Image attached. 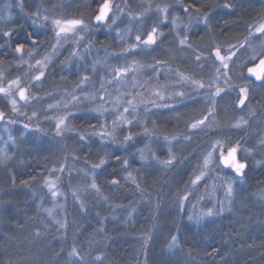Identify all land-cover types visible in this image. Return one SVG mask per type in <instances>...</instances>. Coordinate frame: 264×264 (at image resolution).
Masks as SVG:
<instances>
[{"label":"snow or ice","instance_id":"6c2138e0","mask_svg":"<svg viewBox=\"0 0 264 264\" xmlns=\"http://www.w3.org/2000/svg\"><path fill=\"white\" fill-rule=\"evenodd\" d=\"M154 2L155 0H150L143 12L134 14L131 11L129 0H120L119 3L117 0H92V3L95 4V11L87 21L82 16L69 18L63 15L53 16L47 12L41 15L39 9L32 12L31 15H27L26 21L34 29L48 28L50 30V35L55 41V43L51 44L52 54H55L69 41H74L76 48L70 53V57L72 58L79 56L81 59H84L80 55L79 49L83 47L90 51V45H82V42L94 29L101 30L107 28L115 30V34L119 38L121 51L112 53L111 56L114 61H120L123 58L125 63H117L115 66L108 64V54L106 53L103 62L97 60L92 65V73L96 75H99L96 65H101L104 70V75L100 76L99 79V89L91 91L87 89L86 86L92 75L85 74L81 76L76 89L71 93H67L63 98L65 102L57 101L55 104L50 103L46 109L40 112L31 110V115H27L26 112H21L20 109L43 100L42 97L33 93L46 80L49 66L54 67L51 55L46 54L41 59H36L35 64L29 63V72L25 73L27 79L21 76H17L15 79H7L6 76L0 74V99L6 102V106H10L11 113L15 114V117L26 118L27 122L23 123V128L26 130L40 133L43 131L40 127L41 117H43L44 123H51L54 120V136L52 140L55 141L54 146L59 148L61 152L65 151V146L61 145L60 141L70 134L78 135L79 142L88 144V147H93L90 141L95 139L98 141L95 146L101 150L113 148L111 153L107 151H103L102 154L97 153V163H92L90 166L85 165L87 169L84 172L85 180L87 181L90 176L91 182L83 184L71 193L74 203L78 205L81 212L86 211L87 206L80 193L94 194L105 201L109 199V197L101 195L102 187L98 184L100 174L107 167L115 169L117 164H119V172L127 173V176L123 177V179L131 180L135 184L137 177L133 176L129 171V167L131 163L136 162L135 158L137 156L140 163L143 164L146 162L147 156L150 155L154 163L159 164L165 169H173L177 164L181 163L180 158L174 154L171 147L167 149V159L160 160L158 158V153L152 151L150 147L153 141L159 139L155 135L156 129L153 127L150 130L144 124V121L147 120L149 115L154 114L152 109L175 112V118L179 121L180 113L176 104L168 103L171 100H176L180 104V107L184 106L183 102L186 98L191 100L193 104L203 102L204 106L199 110V118H193L191 122H186L185 131L181 137L173 136L169 139V137L165 136L163 139L169 145L173 144V142L177 144H191L194 138L206 141V143L198 145L199 148L205 149V152L202 155V163L198 164L197 170L199 174L195 175V178L191 180V184L198 185L199 182L206 179L210 172H215L217 173V179L220 180L219 186L224 188V199L218 202V209L214 205L200 211L198 214L188 215L189 222H193L197 226L206 225L209 222V218L224 213V200H227L229 204L232 203L235 191L234 185L237 181L241 184L243 183L244 177L247 175V159L253 154L252 149L244 147L243 137L234 140L231 135V132L234 130L242 131L245 127H250L249 120L244 115L236 118L235 122L230 124L227 132L218 124L214 126L213 121L221 113L226 115L232 113L235 115L237 112L242 113L245 108L248 109L247 116L251 117L255 115V108L251 104L252 95L259 89L261 95L264 96V39H262L264 38V22L259 23L255 27L254 32L252 31L253 26L249 25L248 36L245 37L244 43L240 44L239 49L235 45H229L227 49L210 45L207 49L197 50L193 49L190 43V36L198 34L191 31L192 24L195 22L197 26L203 24L207 27L209 21L212 19L211 13L201 12L199 5L189 4L183 9V12L188 14L189 9L194 8L197 15L194 17L189 15V21L183 26L181 33L175 31L180 27V23L179 18L172 15L173 5L165 3L162 6L160 3L155 2V6L153 7ZM27 3L28 0H11V4L5 8L6 15H0V51H3L6 57L15 53L16 55L13 56V59L19 61V64L28 63L24 59L26 46L33 49L36 55L40 54L39 48L43 47V43H38L40 36L35 30H26L23 25L19 27L12 26L18 22L11 15V6L14 4L23 13ZM221 6L226 9L233 8V0H225ZM56 7L57 5H53V8ZM170 16L171 20H169ZM121 24H124L125 27L121 28ZM169 26L171 31L175 32L173 40L182 36L178 40V50H191V55L188 59H191L193 64L201 71L205 67H208L207 62L211 60V66L215 69V75L205 80L203 77L196 78L195 75L189 76L183 72H178L176 73V83L165 85L163 90H155L152 94L156 99L145 102L146 105L150 104L151 108L145 106L141 109L140 105L134 103L132 98H128L132 97L134 93L128 90L120 91L119 86L127 83V77L130 74L135 77L137 73L143 71L145 68L159 73L160 66L167 62L156 59L153 53L168 39L163 28ZM257 40L260 41L259 45L254 44V41ZM257 47L260 49L259 54L256 52ZM248 48L252 49V54L246 60L237 63L240 60V51H246ZM27 55L29 58H33V51H29ZM128 57H132L130 63L127 62ZM150 59L154 62L148 63L147 61ZM142 60L145 63H141ZM17 66L19 67V65ZM87 71L85 69L86 73ZM159 79L160 76L158 75L157 80ZM136 86L137 84L134 82L132 88L135 89ZM177 88L181 90H175ZM109 89H114L115 95ZM169 90H171V95L166 94ZM76 91L83 93V95H76ZM49 98H51V94H49ZM84 101H91L100 105V107L88 109L85 104V116L95 114L94 118H103V122L98 121V127L97 124H89L92 132L79 134L74 132L70 124L71 118L78 117V114L72 112L71 108L76 107ZM60 110H62L61 114L55 115V112ZM6 115L4 111H0V121L5 120ZM108 117H112V119L109 120ZM9 122L15 123L16 119H12ZM33 122H35V127H33ZM134 128H140L141 131L133 132ZM124 132H127V134L123 135V140L121 141L120 136ZM212 136H216L217 138L212 140ZM9 140H12L13 143L16 142L11 136ZM137 142L142 144L143 147L137 148ZM257 146L260 149H264V137L258 139ZM129 147L136 149L130 158H124L117 154L121 150L127 151ZM0 151L3 150L0 149ZM67 158L65 156V159ZM9 159L11 157L5 154L0 158V165L7 166L6 161ZM72 159L76 160L78 157H72ZM110 160H114L117 163H110ZM66 167V164H60L58 169L55 167L50 169L49 175L43 177L42 190L46 188L48 193H50L54 207L44 208L43 203L37 205L59 228H66L67 224L56 218V208L63 211L65 206L55 203L57 197L63 195V193L59 192L58 189L59 177L54 180L51 176L55 175L57 170L63 173ZM119 172H116L108 181L110 188H117L120 185ZM31 180H37V176L32 175ZM21 184L27 187L29 181L22 180ZM13 185L15 186L14 177ZM136 187L139 188V184H136ZM215 190L216 185L213 186V192ZM41 199L43 200V198ZM187 199V196L181 199V212L185 211L184 201ZM193 207L195 208L196 206L193 205ZM228 210L230 211V209ZM129 214L131 215V213ZM36 235H40L39 231H37ZM178 247V237L172 235L168 248L171 251L172 249H178ZM68 255L70 264H87L85 256L81 255V248L76 246L75 243ZM90 255L91 253H89ZM103 259L102 255H96L92 259L91 264H103Z\"/></svg>","mask_w":264,"mask_h":264},{"label":"trees","instance_id":"16d2710c","mask_svg":"<svg viewBox=\"0 0 264 264\" xmlns=\"http://www.w3.org/2000/svg\"><path fill=\"white\" fill-rule=\"evenodd\" d=\"M91 6L95 10V4L91 2ZM81 9L80 13H83ZM258 9L257 1L242 3L238 14L239 32L223 30L220 39L240 36L239 39L243 40L252 18L249 12ZM230 24H237V19L231 18ZM45 38L46 43L40 37L38 43H43V47L39 50L46 48L44 43L49 44V39ZM29 49L26 46L25 50ZM156 55L162 57L155 52L153 56ZM13 61L11 55L6 57L0 51L1 67ZM169 69L159 72V80L158 75L149 71L146 90L155 84L163 89L166 74L172 71ZM132 92L131 98L135 100L140 95L146 96L145 90L143 93L142 90ZM186 102L187 106L192 103L186 98L183 107L176 104L179 121L175 112L168 111L157 112L146 121L145 125L150 130L155 127V135L159 137L150 147H156L160 160L165 159V153L159 141L165 136L169 139L181 137L185 131V117L191 113ZM3 111L7 114L5 108ZM98 121L101 122L94 115H78L73 119L74 132L91 133L89 124L98 127ZM139 131L140 128L133 129V132ZM126 134H121V141ZM47 137L29 136L20 140L15 150H9L11 160L7 166L0 165V264H70L68 253L74 243L81 248L87 264H91L96 255L103 256V264H264V196L260 192L264 188V165L255 171L247 168L245 184L237 186L227 210L209 218L206 225L197 226L188 221V201L185 211L180 210L182 196L198 168L202 154L198 145L202 142L186 145L176 154L181 163L168 171L147 159L141 164L137 156L136 162L129 167L137 177L135 184L123 179L127 173L119 172V164L115 169L107 167L100 174L98 184L102 187L101 195L109 199L105 201L94 194L80 193L87 206V210L81 212L71 193L91 182L90 177L85 180V165L97 163V153H111L113 148L101 150L95 146L98 143L95 139L90 141L93 147H88V144L79 142L78 135L70 134L65 137L68 148L60 152L47 145L43 140ZM164 144L167 143L164 141ZM136 147L143 145L137 142ZM135 150L129 147L117 154L130 158ZM110 163L117 162L110 160ZM60 164L67 167L59 173L58 189L63 195L58 196L55 203L65 208L63 211L56 208V218L66 222V228H59L37 207L41 203L44 208L54 207L50 193L46 188L42 190L43 177L49 175L50 169H58ZM116 172H119L120 185L110 188L108 181ZM32 175L37 176V180H31ZM55 176L56 173L51 177ZM22 180L29 181L27 187L21 184ZM136 184L140 187L137 188ZM172 235L178 237L179 247L170 251L168 245Z\"/></svg>","mask_w":264,"mask_h":264},{"label":"rangeland","instance_id":"374dc122","mask_svg":"<svg viewBox=\"0 0 264 264\" xmlns=\"http://www.w3.org/2000/svg\"><path fill=\"white\" fill-rule=\"evenodd\" d=\"M62 1V0H61ZM236 1V0H235ZM257 1L259 3V8L260 12L259 14H255L252 17V31H255V27L259 25V23L264 22V0H237V3L241 5L242 3H250ZM65 8L69 7H79L81 9L82 7V12L77 16L71 15L67 16L69 18L71 17H83L86 21L91 18V14L95 11L93 7L91 6L92 0H77L76 3H74L72 0H63ZM62 2V3H63ZM119 3L120 0H117ZM150 0H129V3L131 5V11L136 14V13H141L145 10V8L148 6ZM155 2L160 3L162 6L163 4H171L173 5L172 8V15L177 16L179 18V23L180 27L176 29V32H181L183 31V26L188 23L189 21V16L186 19L185 22V17L182 18L178 13L175 11V7L181 6L182 1L181 0H155ZM155 2L153 3V7L155 6ZM221 2V3H220ZM225 0H215V3H217V6H220V10H227L226 8H223L221 5ZM234 2V0H233ZM11 4V0H0V15H6L5 13V8ZM52 6V4L50 5ZM123 6V5H122ZM215 6L214 8L216 9ZM235 6V4H234ZM64 8V7H62ZM213 8V9H214ZM37 9L40 10L41 15H44L47 10L44 8L43 2L40 0H28V3L26 4L25 11L23 13L20 12L18 8L15 7L13 4L10 8L11 15L13 18L18 22L17 24L12 25L13 27H16L15 25H23L26 27H29L31 30H35L39 36H41L42 31L44 32L48 28H33V26L26 21V16L31 15L32 12H35ZM231 9V8H230ZM49 10V9H48ZM84 10V11H83ZM232 10V9H231ZM53 16H61L60 14L56 12H47ZM191 16H196L197 13H191ZM169 20H171V16L169 17ZM121 28H124L125 25L121 24ZM49 30V29H48ZM164 33L168 36L169 39L165 41V45H160V48L157 49L156 54H161L162 57L159 58V55H156V59H159L161 61H166L167 63L163 64L160 66V71H164L167 68L171 73L166 74V84L165 85H173L176 83V73L177 71L183 72L186 75L193 76L195 75L196 78L203 77L205 80L209 79L213 75H215V69L211 66L212 62L209 60L208 67H205L202 71L193 64L191 59H188V57L191 55V50H186V51H179V43L178 40L181 37H177L175 40H173V36L175 35V32L171 31L170 26L163 28ZM191 31L194 33H198L197 35H191L190 38V43L192 44L193 49H207L209 48L210 45H216L220 46L223 49H227L229 45H235L237 49H239L240 44L244 43L245 37L248 36L249 28H246V33L244 39H239L240 36L237 37H232L229 39H220L221 36H219L221 30H216L213 28L211 24V20L209 21V24L207 27H205L203 24H200L197 26L195 22L192 24ZM52 37V36H51ZM49 38V44L44 45L46 46L45 49L39 50V55H36L35 51L33 49L25 50L24 52V59L25 61H28V63L24 64H19V61L15 60L10 64L5 67L0 66V74H3L4 76L7 77V79H15L17 76L25 77V73L29 72V63L35 64L36 59H41L44 55L50 54L51 55V60L54 64L53 66H49L47 70V78L44 81V83L40 86H38V90L34 91V95H38L39 97H42L43 100L41 102L33 103L30 106L22 107L20 109L21 112H26L27 115H31V110H36L38 112L44 110L47 108L48 104H55L57 101H61L62 103L65 102L63 98L66 96L67 93H71L76 89L77 84L80 81L81 76L85 74H91L92 78L90 79L88 85L86 86L89 91L94 90V89H99L100 84H99V79L100 76L104 75V70L101 67V65H96L97 71L99 72V75H96L95 73H92V65L97 61L103 62L105 59L106 53L108 54V59L107 63L115 66L117 63L123 64L125 63V60L122 58L120 61H114L112 59L111 54L115 52H120L121 51V46L119 42V38L115 34V30H109L107 28L101 29V30H96L94 29L90 35L86 36V39L82 42V45H90V51L86 48L81 47L79 49L80 55L84 57V59H81L79 56L72 58L70 57V53L76 48V44L74 41H69L67 44H64L55 54H52V49H51V44L55 43L53 38ZM264 39V38H262ZM42 42V41H41ZM104 42L105 44H101ZM260 41H254L255 45H259ZM176 45V46H175ZM29 51H33V58H29L27 53ZM257 54H259L260 49L257 47L256 48ZM155 53H153L154 55ZM207 54V53H205ZM252 54V49L248 48L246 51L241 50L240 51V60L237 61V63H240L244 60L247 59L249 55ZM15 53H12L11 56H15ZM160 55V56H161ZM139 59V58H137ZM194 59V57H193ZM132 57H128L127 62H131ZM148 63H152L154 61H147ZM141 63H145V61H141ZM19 65V67L17 66ZM85 69H87V73L85 72ZM151 71L148 68H145L143 71L137 73L135 77H133L131 74L127 77V83L124 85L119 86L120 91H140L142 90V93L145 90L146 96L144 97L143 95L139 96V99L134 100V103L140 105V108L143 109L145 106L148 108H151L150 104H145L146 101L156 99L155 96H153V92L159 88H157V84H155L153 87L151 86L149 91L146 90L148 86V80H147V73ZM152 72V71H151ZM155 75H158L159 73L154 72ZM55 81V82H54ZM136 83L137 86L135 89L132 88V84ZM255 87V86H254ZM163 90V89H159ZM175 90H181V89H175ZM109 91H112L113 94L115 95V90L114 89H109ZM191 91V89H189ZM139 93V92H138ZM49 94H51V98H49ZM76 95H83V93L76 91ZM98 94V93H97ZM167 95H171V90H169ZM131 98V97H128ZM168 103H173L177 104L178 102L176 100H171L168 101ZM186 102V107H190V114L185 117L186 122H191L193 118H199V110L202 108L203 102L199 104H193L190 103L189 106H187ZM87 105L88 109L91 108H96L100 107L98 103H93L91 101H84L81 104H78L76 107L71 108L72 112L77 113L78 115H83L84 114V105ZM185 104V103H184ZM251 104L255 108V115L254 116H247L248 109L245 108L244 111L237 112L235 115L232 113H228L227 115L224 113L219 114L213 121V125L215 126L218 124L223 128L225 132L228 131L230 124L235 122V119L238 118L240 115H244L248 120L250 127H245L244 130H234L231 132V135L234 140L241 139L242 137L244 138V147L248 149H252V155L248 157L247 163H248V169L250 171H255L262 167L264 165V149H260L257 146V141L259 138L264 137V96L261 95L259 89H257V92L252 95L251 99ZM107 106V105H105ZM3 108L6 109L7 115L5 120L0 121V149L3 151H0V158H2L5 154H7L8 157H11V154L9 150H15L17 144L20 142V140H25L29 138V136H34V137H41V139L45 136L47 137L48 135L54 136V123L55 121L51 123H44L43 122V117H41L40 121V127L43 129L42 132L36 133L32 132L29 130H26L23 128V123L27 122L26 118L24 117H15V114L11 113V108L10 106H6V102L3 99H0V111H3ZM185 108V107H184ZM61 111L55 112V115L61 114ZM122 111V109H121ZM161 111H166V110H157V109H152V112L155 114L157 112ZM95 115V114H92ZM153 116L149 115L147 119ZM98 118L101 123L103 122V118L96 117ZM12 119H16L15 123H10L9 121ZM73 118L70 120V124L73 127V130H75V127L73 126ZM109 120L112 119V117H108ZM146 121H144V124H146ZM33 127H35V122H33ZM15 132V133H14ZM35 133V134H34ZM38 134V135H37ZM36 135V136H35ZM12 137L16 142L13 143L12 140H9V137ZM217 137L212 136L211 139L215 140ZM40 139V138H38ZM45 142L47 143L48 146L56 148L55 141L52 140V138L47 137L45 139ZM42 141V140H41ZM206 143L204 140H197L194 138L193 143ZM42 144H45L44 142H41ZM159 143L161 144V148L164 149L165 153V159L168 158V153L167 149L172 148L174 154L176 155L177 153L181 152L182 150L185 149L186 145L188 144H177L173 142V144L169 145L164 144V139L160 140ZM60 144L65 146V150L68 148L66 145L65 138L60 141ZM46 145V144H45ZM153 145V144H152ZM58 151H60L59 148H56ZM152 151L156 152V147H151ZM201 149V157L199 163H202V155L205 152V149ZM61 152V151H60ZM177 156V155H176ZM243 158V157H242ZM147 161H152V158L150 155L147 156ZM11 159L6 161V164L10 162ZM153 162V161H152ZM157 166L159 164L155 163ZM198 169V168H197ZM195 170V173L193 174L192 179L195 178V175H198L199 172L198 170ZM169 169H167L168 171ZM59 171L57 170L56 176L51 177L52 179H57L59 177ZM90 177V176H89ZM245 179L241 184L239 181L234 185V189L236 190L237 186H243L245 184ZM191 180L189 182L188 187L186 188L185 194L182 196H187L188 199L184 201V204L186 201H188V204L186 206L187 210V215L189 214H198L202 210H206L208 207H213L214 205L217 207L219 206V201L224 199V188L220 187V180L217 179V173L215 172H210L206 179L199 182L198 185H192ZM59 181V180H58ZM216 185V190L213 192V186ZM59 186V182H58ZM235 192V191H234ZM262 195L264 196V188L262 189ZM1 194V192H0ZM203 197V199H201ZM225 204V211L227 210L229 203L227 200H224ZM193 205L196 207L194 208ZM224 211V212H225Z\"/></svg>","mask_w":264,"mask_h":264},{"label":"flooded vegetation","instance_id":"af4514ba","mask_svg":"<svg viewBox=\"0 0 264 264\" xmlns=\"http://www.w3.org/2000/svg\"><path fill=\"white\" fill-rule=\"evenodd\" d=\"M41 2H43L44 8L47 10V12H56L60 15H67V16H71V15H75L77 16V14H80V9L79 7H69V8H65V6H63L64 2L63 0H40ZM74 3L77 2V0H72ZM170 1V0H169ZM182 1V5L175 7V11L178 13V15H180L182 18L185 17V22L187 17L193 12V13H197L195 11L194 8H190L189 9V13L185 14L183 12V9L185 7H187L189 4H195V5H199L200 6V11L201 12H210L212 19H211V24L213 26V28H215L216 30H221V32L223 30H227V31H232V33H236L239 32L240 29V24H239V3H237V0L233 2V4H235V6L231 9H227V10H220V6H217V3H215V0H181ZM63 2V3H62ZM221 3V2H220ZM52 4V6H50ZM53 5H57L56 8H53ZM215 6L216 9L214 8ZM64 7V8H62ZM214 8V9H213ZM49 9V10H48ZM261 10H251L249 12V15H251V17H253L255 14H259ZM74 16V17H75ZM236 18L237 19V24H230V20ZM252 18L250 20V23L248 24V28L249 25H251L252 23ZM16 27H19L18 25H15ZM26 30H31L29 27L24 26ZM21 35H23L21 33ZM41 39H44L47 41V39L45 37H47L48 39L51 37L50 35V30L46 29L44 32L42 31L41 34ZM52 38V37H51ZM191 38V36H190ZM170 40V38H168ZM167 41V40H165ZM165 41L161 44V45H165ZM176 46V45H175ZM246 71V69H245ZM254 87V86H253ZM247 170V169H246Z\"/></svg>","mask_w":264,"mask_h":264}]
</instances>
